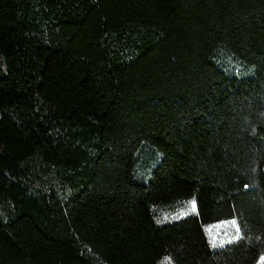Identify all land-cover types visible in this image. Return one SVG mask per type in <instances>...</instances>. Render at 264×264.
I'll return each mask as SVG.
<instances>
[{"label": "trees", "instance_id": "trees-1", "mask_svg": "<svg viewBox=\"0 0 264 264\" xmlns=\"http://www.w3.org/2000/svg\"><path fill=\"white\" fill-rule=\"evenodd\" d=\"M30 163L63 195L28 192ZM178 198L195 213L154 225ZM227 218L238 237L210 250L203 225ZM262 254L264 0H0V264Z\"/></svg>", "mask_w": 264, "mask_h": 264}, {"label": "rangeland", "instance_id": "rangeland-1", "mask_svg": "<svg viewBox=\"0 0 264 264\" xmlns=\"http://www.w3.org/2000/svg\"><path fill=\"white\" fill-rule=\"evenodd\" d=\"M159 157L160 153L155 148L145 142L141 143L134 153L133 171L145 176L151 166L158 161ZM147 178L148 174L144 179H140L139 183H145ZM21 182L25 185L28 192H34L39 188L50 189L58 196L63 195L62 178L51 167L48 169L39 168L36 163H30ZM192 204V201L178 198L164 204L151 205L149 207L151 220L157 226L178 221L195 213V209H192ZM232 221H235V225L231 223ZM209 229H211V234ZM237 229L238 225L234 218L222 219L203 225V234L209 249L214 250L223 244L235 240L239 235ZM262 258H264V254L258 256L254 264H264ZM156 264H173V262L170 256L162 255L157 259Z\"/></svg>", "mask_w": 264, "mask_h": 264}, {"label": "snow or ice", "instance_id": "snow-or-ice-1", "mask_svg": "<svg viewBox=\"0 0 264 264\" xmlns=\"http://www.w3.org/2000/svg\"><path fill=\"white\" fill-rule=\"evenodd\" d=\"M192 209L194 210L195 209V204L193 203L192 204ZM233 225H235V221H232L231 222ZM237 231H239V229H237ZM209 233L211 234V229H209ZM262 260H264V258H262Z\"/></svg>", "mask_w": 264, "mask_h": 264}]
</instances>
